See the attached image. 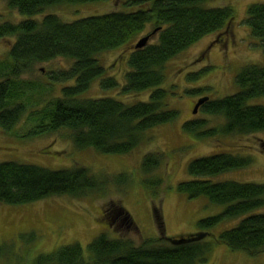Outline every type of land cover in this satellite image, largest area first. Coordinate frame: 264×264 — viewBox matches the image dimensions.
Listing matches in <instances>:
<instances>
[{"label":"trees","instance_id":"16d2710c","mask_svg":"<svg viewBox=\"0 0 264 264\" xmlns=\"http://www.w3.org/2000/svg\"><path fill=\"white\" fill-rule=\"evenodd\" d=\"M214 1L6 0L8 8L24 19L16 24H0V39L7 38L12 43L7 59L0 61V127L12 132L27 114V120L33 122L25 132L27 139L63 130L76 149L91 148L99 153L118 155L131 153L149 131L178 119L179 113L168 108L169 91L163 87L168 63L204 37L227 31L233 23V7H209ZM101 2L116 3L121 9L70 22L50 12L63 6ZM245 23L259 41L264 56V2L248 6ZM149 26L153 28L147 34L151 38L145 47L131 51L125 83L120 86L106 74L98 57L133 44ZM221 41L218 39V43ZM56 58L67 59L70 65L66 70L49 72V83L39 85L27 77L38 65ZM200 73L188 77L197 79ZM60 83L71 84L62 87L58 96L47 101L48 92ZM235 83L237 92L219 99L209 98L201 106L205 114L221 116L223 124L200 132L203 123L194 119L185 122L183 130L199 139L218 133L244 136L264 132V107L249 105L251 99L264 97V67L245 66L236 75ZM94 87L99 91L119 88V95L85 98ZM200 91L196 89L192 93ZM145 92H149L147 101L126 103L121 99ZM42 102L47 105L33 109ZM261 146L264 147V143ZM238 156L223 152L189 162V179L178 184V191L189 198L204 197L214 205L225 206L220 215L199 221V232L182 239L167 238L162 233L160 238L142 240L139 245L129 239L111 238L101 233L87 246L91 261L85 260L79 244H69L39 254L33 264H203L211 244L208 240L211 234L206 228L240 218L236 225L218 234L217 243L249 256L264 253V213L250 214L264 205V184L212 180L250 165L249 158ZM159 166L153 153L142 159L141 168L145 174ZM124 177L121 181H126ZM102 184L98 174L82 165L50 170L16 162L0 163V204L8 206L50 197L83 198L95 194ZM145 184L149 189V182ZM114 205L111 203V207ZM154 211L160 220L161 212L156 207ZM106 213L112 214L111 211L103 212L102 219ZM27 238L33 242L36 236L30 233ZM179 240L183 242L177 243Z\"/></svg>","mask_w":264,"mask_h":264},{"label":"rangeland","instance_id":"374dc122","mask_svg":"<svg viewBox=\"0 0 264 264\" xmlns=\"http://www.w3.org/2000/svg\"><path fill=\"white\" fill-rule=\"evenodd\" d=\"M257 2L264 0H216L209 4V7H233V23L227 31L204 37L168 63L163 87L169 91L168 108L179 113L178 119L149 131L141 144L127 155L99 153L91 148L76 149L63 130L27 139L25 132L33 124L27 120V114L12 132L0 127V163L16 162L50 170L68 169L77 164L90 168L103 181L99 191L83 198L60 196L24 205L0 204V264H33L39 254H47L69 244H79L85 260L91 261L87 246L101 233L111 238L129 239L139 245L142 240L160 238L162 233L167 238L179 239L199 232V221L220 215L225 206L214 205L204 197L189 198L178 191V184L189 179V162L196 158L223 152L249 158L251 163L248 167L221 174L212 180L264 184V147L261 146L264 132L244 136L218 133L211 138L199 139L183 130V124L194 119L203 123L200 132L218 128L223 122L221 116L205 114L201 106L194 114L199 98L214 100L231 95L238 90L235 77L242 68L249 65L264 67L259 41L251 35L245 23L248 6ZM118 9L121 7L116 3L101 2L63 6L50 12L56 13L62 21L70 22ZM23 19L17 11L8 8L6 0H0V24H16ZM152 29L149 26L133 44L98 57L106 74L120 86L125 83L131 51L138 40L151 33ZM218 39L222 41L218 43ZM11 45L7 38L0 39V61L7 59ZM69 65V60L56 58L38 65L27 77L45 85L49 83V72L66 70ZM198 71L201 73L197 79L188 77ZM70 84L60 83L53 88L48 92L47 101L58 96L61 88ZM196 89L201 90L199 94L192 93ZM108 95L118 96L119 88L99 91L94 87L84 97H110ZM148 97L149 92H145L122 96L121 99L135 103L147 101ZM46 105L47 102H42L33 109ZM249 105L264 107V97L251 99ZM150 153L157 157L160 166L145 174L141 163L143 157ZM124 175L126 181H121ZM118 177L120 179L116 180ZM146 182H149V189ZM111 203L115 205L111 207ZM155 207L161 212L160 220L155 216ZM106 211H114L116 220L113 221L112 215L107 213L102 219V213ZM258 213H264V205L250 214ZM240 219L224 220L206 228L205 231L211 234L208 238L211 244L207 261L203 264H264V253L249 256L217 243L218 234L236 225ZM108 223H112L111 226ZM30 233L36 236L33 242L27 238Z\"/></svg>","mask_w":264,"mask_h":264},{"label":"water","instance_id":"95a60500","mask_svg":"<svg viewBox=\"0 0 264 264\" xmlns=\"http://www.w3.org/2000/svg\"><path fill=\"white\" fill-rule=\"evenodd\" d=\"M150 38H151V35H146V36L142 37V38L139 39L138 42L135 44L134 48H135V49H141V48L145 47V46L148 44ZM208 100H209L208 97H204V98L199 99L198 103H197L196 106H195L194 114H196L197 111H198V109H199V107L202 106V105H203L205 102H207ZM180 239H182V238H180ZM181 242H183V241H182V240H179L177 243H181Z\"/></svg>","mask_w":264,"mask_h":264},{"label":"flooded vegetation","instance_id":"af4514ba","mask_svg":"<svg viewBox=\"0 0 264 264\" xmlns=\"http://www.w3.org/2000/svg\"><path fill=\"white\" fill-rule=\"evenodd\" d=\"M114 214H115V212L113 211L112 214H111V215H112L111 217H112V220H113V221L116 220V217L114 216Z\"/></svg>","mask_w":264,"mask_h":264}]
</instances>
